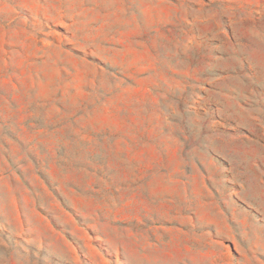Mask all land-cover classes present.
Returning <instances> with one entry per match:
<instances>
[{"label":"rangeland","instance_id":"1","mask_svg":"<svg viewBox=\"0 0 264 264\" xmlns=\"http://www.w3.org/2000/svg\"><path fill=\"white\" fill-rule=\"evenodd\" d=\"M0 264H264V0H0Z\"/></svg>","mask_w":264,"mask_h":264}]
</instances>
